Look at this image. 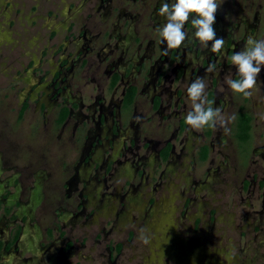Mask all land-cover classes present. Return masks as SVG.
<instances>
[{
  "label": "flooded vegetation",
  "instance_id": "1",
  "mask_svg": "<svg viewBox=\"0 0 264 264\" xmlns=\"http://www.w3.org/2000/svg\"><path fill=\"white\" fill-rule=\"evenodd\" d=\"M165 2L172 4L175 0H80L79 5L71 2L66 14L62 13L65 17L60 23L61 31L55 29L50 36L52 39L60 33L61 39L42 51L38 59L41 74L30 90L42 93L45 87L48 89L36 101L39 108L35 112L42 113L43 132L80 147L73 161L76 179H70L83 180L86 174L80 169L89 166L95 169L94 180L103 176L97 180L102 187H109L110 180L123 182L117 188V217L128 209L129 199L137 200V192L143 186L156 191L169 174L182 167L192 176L190 185L196 192L212 171L228 169L230 165L235 171L248 167L256 153L251 141L259 117L247 106L250 97L233 93L225 80L238 79L230 58L244 48L247 38L264 39V0H222L214 24L217 37L225 39L221 55L211 51V42L204 47L193 37L191 20L185 24L188 36L182 46L165 54L166 43H161L157 32L166 22L158 15ZM47 63L50 67L45 68ZM210 64L216 65V71H206ZM197 78H204L208 85L205 106L221 109L215 127L194 130L185 123L191 110L186 90ZM257 92L264 96V71L252 94ZM31 105L28 96L22 105L23 114ZM243 113L252 116L251 137L247 141L250 153L246 158L241 147L244 142L238 139ZM260 137L264 141V131ZM234 142L239 155L233 163L224 144ZM32 166L27 165L24 170L31 171ZM62 166L66 168L64 162ZM89 175L90 172V178ZM253 179L248 185L243 180V187L257 177ZM3 183L6 188L0 197V233L8 236L0 238V264L12 250L20 251L25 236L31 233L30 219L39 205L31 204V192H27V185L22 186L21 172ZM87 196L82 191L76 198L67 199L71 219L78 216L77 210L84 211ZM110 197L103 199L110 201ZM195 200L190 196L186 207ZM147 201L153 204L154 196ZM64 226L46 228L48 242L42 246L58 244L61 253V260L53 259L50 264H71L66 256L75 243L71 231L65 232ZM115 248L120 252L123 242Z\"/></svg>",
  "mask_w": 264,
  "mask_h": 264
},
{
  "label": "rangeland",
  "instance_id": "2",
  "mask_svg": "<svg viewBox=\"0 0 264 264\" xmlns=\"http://www.w3.org/2000/svg\"><path fill=\"white\" fill-rule=\"evenodd\" d=\"M73 1L80 3L0 0V197L6 188L3 181L21 172L22 186L27 185V192H31V204L39 202L30 219L31 233L25 236L20 251L12 250L4 264L59 262V245H42L48 242L46 228L64 223L67 225L63 230L71 231L75 243L66 256L71 264H264V141L260 137L264 131V96L260 92L253 93L247 102L250 111L259 117L251 141L256 153H252L248 167L235 171L230 165L212 171L208 179L203 176L206 181L196 192L190 185L192 176L182 167L169 174L156 191L143 186L137 200L129 199L128 209L117 217V188L123 182L110 180L109 187H102L97 180L103 176L95 182V169L89 166L79 168L86 174L83 180L70 179L77 174L73 161L80 147L43 132L42 113L35 111L39 108L36 101L46 87L42 93L30 90L41 74L38 59L44 49L60 41V33L52 39L50 36L55 29L61 31L62 13ZM28 96L32 105L23 114L22 105ZM224 146L234 163L239 155L237 142ZM249 146V142L241 146L245 158ZM30 164L32 170H24ZM254 176L256 181L243 187V180L248 185ZM65 183L68 186L64 187ZM11 190L15 195L16 189ZM82 191L88 195L84 211L77 210L78 216L71 219L67 199L76 198ZM106 196H111L110 201H104ZM151 196L153 204L147 201ZM190 196L196 200L186 207ZM129 233L134 235L130 237ZM7 236L0 233V238ZM120 242L123 248L117 252L115 247ZM109 247H113L112 252Z\"/></svg>",
  "mask_w": 264,
  "mask_h": 264
},
{
  "label": "clouds",
  "instance_id": "3",
  "mask_svg": "<svg viewBox=\"0 0 264 264\" xmlns=\"http://www.w3.org/2000/svg\"><path fill=\"white\" fill-rule=\"evenodd\" d=\"M222 5V0H175L174 3H163L158 15L165 18V23L157 29L161 43H166L167 50L182 46L188 33L184 31L185 24L191 20L195 31L193 37L204 47L211 42V51L221 55L225 45L223 37H217L214 24L216 13ZM231 63L236 69L238 79L226 78L225 83L233 93L252 95L257 86V80L264 71V39L249 36L244 48L231 56ZM216 71V65L210 64L206 70ZM207 82L204 78H197L187 87V97L191 101V110L185 116V123L194 130L206 126L215 127L217 118L222 113L220 108L206 107Z\"/></svg>",
  "mask_w": 264,
  "mask_h": 264
},
{
  "label": "trees",
  "instance_id": "4",
  "mask_svg": "<svg viewBox=\"0 0 264 264\" xmlns=\"http://www.w3.org/2000/svg\"><path fill=\"white\" fill-rule=\"evenodd\" d=\"M241 119H242V123L239 129L238 139L240 142L242 141L247 142L251 137L252 116L247 113H243Z\"/></svg>",
  "mask_w": 264,
  "mask_h": 264
}]
</instances>
